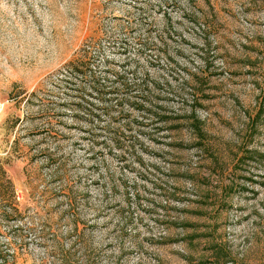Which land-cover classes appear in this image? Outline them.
Segmentation results:
<instances>
[{"label":"rangeland","instance_id":"rangeland-1","mask_svg":"<svg viewBox=\"0 0 264 264\" xmlns=\"http://www.w3.org/2000/svg\"><path fill=\"white\" fill-rule=\"evenodd\" d=\"M165 2L0 0V264H73L75 256L80 264H264V112L254 118L264 91V0ZM124 26L137 36L148 29L161 52L167 43L160 58L175 65V84L198 71L195 113L210 149L186 118L145 127L91 118L84 107L74 116V91L60 87L64 65L100 28L119 35ZM151 74L160 83L151 112L187 116L191 100L182 107L158 81L163 70ZM115 131L150 146L142 158L160 167L172 193L146 183L137 198L135 185L106 181L138 175L105 151ZM92 138L104 142L97 155ZM15 208L22 215H8Z\"/></svg>","mask_w":264,"mask_h":264},{"label":"trees","instance_id":"trees-1","mask_svg":"<svg viewBox=\"0 0 264 264\" xmlns=\"http://www.w3.org/2000/svg\"><path fill=\"white\" fill-rule=\"evenodd\" d=\"M165 1V3H167L174 0ZM187 1L190 6L196 7L197 0ZM138 17L141 19V14ZM193 19H195V16H193ZM119 32V35L107 34L100 28L97 34L91 35L82 42L81 46L77 49V55L64 65L65 69L60 76V80L64 81L65 84L64 86L59 85L64 89L72 87L74 91L73 95H75L76 100L71 101L73 105L72 108L76 111L74 116L78 117L80 115L79 111L84 107L86 109L84 111L91 118H99L104 115V117L110 119H126L130 124L137 126L142 125L145 127L151 125V119L180 120L186 118L187 120H192L191 123L199 144L210 149L207 142V133L202 127L203 122L195 113V108L200 105L199 98L195 92L198 86L201 87L200 85L202 84L198 71H183L185 72V76L179 77L180 82L178 81L179 83L177 85L173 82L176 78L173 71L175 65L172 60L169 59L168 63L165 65L161 62L160 55L165 52L168 53L166 42H163L164 47L161 52L160 49L155 48L156 43L151 39V32H149L148 29L144 36L133 35L129 27L127 28L125 26L122 27ZM181 37L183 36L181 35ZM109 52L122 54L124 58L122 61L114 60V58L109 55ZM144 58H146V63H139L143 62ZM167 58L166 56L165 59ZM155 65L164 72V75L158 81L164 86H168L170 92L175 91L176 94L182 96V107L185 105L186 101L191 100L189 105L191 110L187 116H184V113L180 111L174 112L175 114H173L170 110L165 108L159 109L158 112H151V107L156 106V104H153L155 99L151 96V91H153L156 86L160 85L151 74V66L155 67ZM177 72L180 74L179 71ZM185 94L187 95L186 97ZM82 103H88V106H82ZM128 106L132 108L134 112H129L126 108ZM262 106H264V91L262 92L260 106L254 118H259L262 115L264 112V109L261 108ZM159 107L161 108L162 106ZM135 110H138V116H140L141 119L137 118ZM91 121L94 123V120ZM140 131L143 132L144 130L141 128ZM114 134L115 136L109 140L105 139V143L96 138H92V155L98 154L95 151L98 144H106L105 146L107 149H105V151L107 154L118 155V158H121L124 162L122 168H125V171H137V180L140 178L145 181V184L141 185L137 180L130 183L129 180L123 178L126 173L119 179L113 178V174H110L111 176L108 174L106 176V181L111 183L114 187L122 186L123 189H127L130 185H135L137 192L135 196H137V198L140 196V193L146 191V183L153 184L155 188L159 187L161 191L172 193V190H170L172 186H168L162 177L163 174L159 172L160 167L152 165L142 158L143 156L141 153H147L150 146H146L139 138L126 139L122 137L118 131H115ZM248 151L250 153L254 152L253 150ZM49 158L52 159L51 156ZM53 160L61 165L60 158L56 157L53 158ZM58 171L60 172L61 169ZM67 195L72 208L74 194L69 193ZM126 195L129 196V193ZM12 212L13 214L8 215H22V212L17 208ZM73 214L75 213L73 212ZM74 220V225L76 227L77 222L76 219ZM227 257V252H224V258ZM77 259L78 258L75 256L69 260L68 263L80 264ZM85 264H92V259H87Z\"/></svg>","mask_w":264,"mask_h":264},{"label":"built area","instance_id":"built-area-1","mask_svg":"<svg viewBox=\"0 0 264 264\" xmlns=\"http://www.w3.org/2000/svg\"><path fill=\"white\" fill-rule=\"evenodd\" d=\"M3 107H4V103L0 102V112L2 111Z\"/></svg>","mask_w":264,"mask_h":264}]
</instances>
